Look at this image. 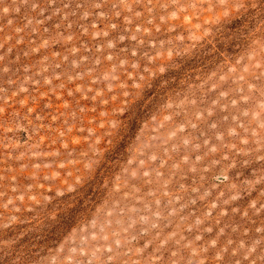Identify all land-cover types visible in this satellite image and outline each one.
Masks as SVG:
<instances>
[{
  "label": "rangeland",
  "instance_id": "1",
  "mask_svg": "<svg viewBox=\"0 0 264 264\" xmlns=\"http://www.w3.org/2000/svg\"><path fill=\"white\" fill-rule=\"evenodd\" d=\"M0 264H264V0H0Z\"/></svg>",
  "mask_w": 264,
  "mask_h": 264
}]
</instances>
